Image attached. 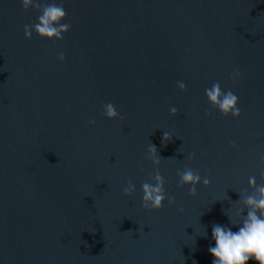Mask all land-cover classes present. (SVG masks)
<instances>
[{
  "label": "water",
  "instance_id": "obj_1",
  "mask_svg": "<svg viewBox=\"0 0 264 264\" xmlns=\"http://www.w3.org/2000/svg\"><path fill=\"white\" fill-rule=\"evenodd\" d=\"M56 2L71 30L50 42L24 37L35 10L0 0V264H212V225L237 230L225 213L264 172V0ZM217 81L239 119L209 105ZM150 142L176 200L158 212L141 207ZM184 168L210 187L189 196Z\"/></svg>",
  "mask_w": 264,
  "mask_h": 264
},
{
  "label": "clouds",
  "instance_id": "obj_2",
  "mask_svg": "<svg viewBox=\"0 0 264 264\" xmlns=\"http://www.w3.org/2000/svg\"><path fill=\"white\" fill-rule=\"evenodd\" d=\"M22 7L25 12L35 10L38 15L36 22L24 25V37L31 40L33 33L40 39L47 41H62L65 35L71 30V24L67 21V11L63 6V2L56 0H21ZM61 63L65 60L63 52L58 54ZM242 77L239 69H235L231 74L233 85ZM177 87L181 92L187 90V86L183 81H177ZM206 99L211 108L219 111L225 117L232 116L239 119L241 110L238 107L239 98L231 90L221 88L220 82H214L210 87L205 89ZM103 115L108 120L121 119L116 107L113 103L108 102L102 105ZM170 114L175 117L178 109L175 106L170 107ZM207 111L205 115H209ZM89 125L95 124V120H90ZM179 139V137H176ZM172 140V136L168 132H163L162 144L166 145ZM235 147V143L232 145ZM145 159L153 165V172L148 179L142 182V204L141 207L145 211L158 212L163 209L167 200L169 207L175 205L174 196H169L165 190V181L161 175L159 168L161 161L164 160L160 155L157 147L151 142L148 145ZM172 159V158H170ZM189 161L195 159V153H189L187 156ZM260 164L264 167V157H261ZM179 186L188 188V195L195 197L197 195V186L201 183L205 188L210 187L211 181L208 176L201 177L199 171L192 168H184L178 171ZM262 182L257 184L254 176L249 177L248 183L251 192H240L238 203L241 207L235 213V217L225 213L230 224L236 227L233 231L232 227L221 224L212 225V239L214 246L209 245L208 251L213 257L212 264H249L255 261L256 264H264V172L261 173ZM136 192L135 184L129 180L122 189L123 196L126 198L134 196ZM183 211V208L180 209ZM245 211L247 214L245 215ZM205 229L203 237L207 239V229Z\"/></svg>",
  "mask_w": 264,
  "mask_h": 264
}]
</instances>
